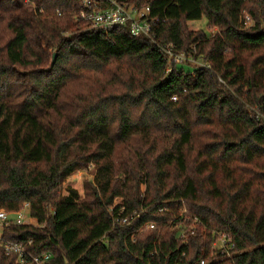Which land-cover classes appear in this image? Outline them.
Segmentation results:
<instances>
[{
  "label": "trees",
  "instance_id": "1",
  "mask_svg": "<svg viewBox=\"0 0 264 264\" xmlns=\"http://www.w3.org/2000/svg\"><path fill=\"white\" fill-rule=\"evenodd\" d=\"M133 2L212 71H168L151 41L91 29L80 0H0V210L37 221L5 239L50 264H264V0ZM202 19L218 32L189 30ZM91 165L84 195H64ZM194 220L206 232L185 242Z\"/></svg>",
  "mask_w": 264,
  "mask_h": 264
},
{
  "label": "built area",
  "instance_id": "2",
  "mask_svg": "<svg viewBox=\"0 0 264 264\" xmlns=\"http://www.w3.org/2000/svg\"><path fill=\"white\" fill-rule=\"evenodd\" d=\"M78 17L89 23L90 28L93 30L111 32L116 29L127 28L133 37L151 41L165 56L169 67L168 71H171L176 65H185L188 62L196 63L198 68L212 71L211 66L204 61L203 57H199L200 60L196 57L192 59L185 53L178 51L173 43L162 45L157 42L156 28L158 20L152 17L150 7L139 8L133 0H80ZM250 21L251 19L248 17L247 22ZM193 50H196V48H193ZM173 100H176V98H173ZM183 214H186V212ZM129 223V217L116 220V224L119 226H126ZM195 223H198L197 220H194L192 225L194 227L189 231V234L182 229L181 238L185 242H187L189 236L196 234ZM26 225H37V221L30 215L28 205H25L21 211L16 213L0 210V255L15 256L17 258L15 264H50L52 258L50 254L41 257L34 256L24 244L5 239L4 231L6 229ZM156 226L155 223H149L145 226V230H155ZM212 238V252L218 255L220 259H233L237 252L236 245L231 237L226 233L212 232ZM30 245H32V242L28 243V246ZM206 263V260L201 261V264Z\"/></svg>",
  "mask_w": 264,
  "mask_h": 264
},
{
  "label": "rangeland",
  "instance_id": "3",
  "mask_svg": "<svg viewBox=\"0 0 264 264\" xmlns=\"http://www.w3.org/2000/svg\"><path fill=\"white\" fill-rule=\"evenodd\" d=\"M247 21H248V16L246 17V22ZM251 25H253L252 21L247 22V26H251ZM188 28H189L190 31H192L194 33L203 32V33H207L208 35H214V34H216L218 32L217 29H210L208 27L206 19H202V20H200L198 22H190V23H188ZM180 52L185 53L187 56H190L192 59H193V57L194 58L197 57L198 60H200L199 59L200 56L198 55L199 53H198L197 49L193 50V48H190V50H188V51H180ZM196 65H197L196 63L188 62V67L189 66L190 67H193V66L196 67ZM94 171H95L94 166L91 165L86 171H80V172L75 173L73 176H71L67 180V182H66V184L64 186V195L68 194L67 189H74L81 196H83L84 195L85 186L87 184H89V183L93 184ZM184 212L187 213L188 211L184 210L183 213ZM186 215H188V213ZM193 224H194V222H192L190 225H188V226H186L184 228L185 233L187 232L189 234V231H191L193 229V227H194V226H192ZM195 227H196V229L200 230L201 233L206 232V229L203 226H201V225H196ZM173 229L174 228L172 227L170 230L172 231ZM211 259H212V257H211ZM223 259H225V258H223Z\"/></svg>",
  "mask_w": 264,
  "mask_h": 264
},
{
  "label": "water",
  "instance_id": "4",
  "mask_svg": "<svg viewBox=\"0 0 264 264\" xmlns=\"http://www.w3.org/2000/svg\"><path fill=\"white\" fill-rule=\"evenodd\" d=\"M57 57H58V54L55 53V54L53 55V64L56 63V61H57Z\"/></svg>",
  "mask_w": 264,
  "mask_h": 264
}]
</instances>
